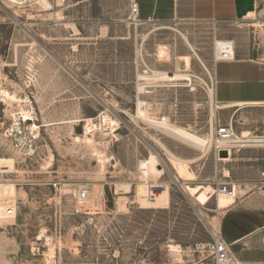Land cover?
Listing matches in <instances>:
<instances>
[{
  "label": "rangeland",
  "instance_id": "obj_1",
  "mask_svg": "<svg viewBox=\"0 0 264 264\" xmlns=\"http://www.w3.org/2000/svg\"><path fill=\"white\" fill-rule=\"evenodd\" d=\"M48 1L53 9L45 11L31 0L20 5L0 0V87L16 98L0 97V264H171L170 244L182 251L207 241L209 230L218 226L230 242L264 226V148L238 147L225 161L211 146L205 159L189 164L195 178L178 180L152 137L182 158H194L198 150L129 116L137 84H143L148 93L139 97L149 104L150 116L159 113L207 136L204 82L214 81V41H233L235 50H249L264 63V0H256L251 18L233 22H136L129 0ZM54 11L61 21L49 17ZM64 21L78 32L72 34ZM179 32L212 78L194 55L191 81L136 78L147 67L175 70V58L190 52ZM159 45L168 48L170 60H159ZM213 107L214 136L219 124L230 123L236 133L264 135V106ZM20 109L30 119L17 116L14 126L11 113ZM105 111L119 124L114 136L106 135L111 161L99 175L95 158L74 137L84 133L82 120ZM150 151L165 171L156 180L139 175L138 161ZM218 181L237 185L236 203L224 213L216 209ZM116 184L130 185L131 193L116 194ZM95 185L103 187V209L84 213L76 208L74 190L81 186L79 191L87 188L89 194ZM14 207L11 218L7 209ZM47 238L54 247L48 261ZM260 238L254 233L232 249L242 260H264L260 246L240 249V244H260Z\"/></svg>",
  "mask_w": 264,
  "mask_h": 264
},
{
  "label": "bare ground",
  "instance_id": "obj_2",
  "mask_svg": "<svg viewBox=\"0 0 264 264\" xmlns=\"http://www.w3.org/2000/svg\"><path fill=\"white\" fill-rule=\"evenodd\" d=\"M7 5H20L23 3V0H3ZM61 1V0H60ZM35 2L45 11L52 10L51 3L48 0H31V3ZM58 11V10H57ZM49 17L54 18L57 22L61 21V16L58 12H52L48 14ZM249 18H251L254 15V12L248 13ZM133 21H136L135 18H133ZM137 22V21H136ZM63 24L66 26V28L69 29L72 34H76L78 31L73 25V23L69 22H63ZM146 34L142 37L143 40L145 39ZM182 38L189 49V54L186 55H178L176 59V68L173 71H165V70H159V69H150L147 67V70L144 71L142 74H137L139 80H151V81H164V82H170V83H177L181 81H191L192 80V74L189 73L190 65H191V55H194L195 58L199 61L201 66L204 68V70L207 72L210 78H212L209 70L207 69L206 65L203 63L201 58L199 57L198 53L194 49V47L191 45L189 40L186 38L184 34H182ZM234 47V44L232 41L227 40H219L217 39L214 41V57L220 58L221 53L223 50H226L230 52L232 48ZM136 56L142 58V52L140 47H137ZM157 56L159 60H170V53L168 48L165 45H159L157 48ZM147 84V83H146ZM172 85V84H171ZM204 85L206 86V94L208 98V104H209V133L207 136H199L192 131H190L188 128L177 125L174 123H171L169 121V118L165 116L163 120H161L158 117H152L149 115V104L146 102H143L140 100L139 95L148 93V91H145V87L143 84H137L136 92H137V98H136V104H135V111L134 114H129V116L133 119H137L143 123H145L147 126H151L158 131H160L162 134L170 136L172 138H175L179 140L182 143L188 144L191 147H194L198 150V154L194 158L186 159L182 158L175 153H173L171 150H169L164 143H162L158 138L152 137L154 142L158 144V146L164 151L166 155L167 164L169 167L173 168L175 170V177L178 180H191L195 178V174L189 169V164L203 160L207 156L208 152L210 151L211 146L213 145L214 141V125L213 120L215 117V111H214V104L216 103L214 100V90H213V79L210 83L204 82ZM0 97L4 101H10L13 102L16 100V98L11 95L7 90L0 87ZM217 109H228L233 108L234 111L239 110L243 107H249V106H264V102H238V103H216ZM233 112V111H232ZM231 112V113H232ZM128 115V114H127ZM12 118H14V126L16 125L15 118L18 116L19 119L25 121L30 119V114L20 109L17 111V114L11 113ZM230 119V118H229ZM84 122L83 129L84 133L80 136H75L74 139L76 142H83L85 143L86 147L88 148L90 154L95 158L98 166V173L103 174L105 172V166L111 161V157H109L106 154V148L108 146V137L106 135H112L114 136V132L118 129V121L116 119H113L110 117L106 111L100 112V114L96 117H91L82 120ZM134 122V121H133ZM12 126V127H14ZM36 126V125H34ZM217 130V129H216ZM215 130V131H216ZM230 131L233 134V137L229 140H226L222 143V146L225 147H232V149L228 148V156H225L223 158L219 157V160H229L232 152L234 149L240 147V148H247V147H259L264 148V135H252L250 131L248 130H242L239 133H236L230 123ZM100 132V133H99ZM106 133L105 136H101V140L99 142L96 141L97 135H102L103 133ZM100 137V136H99ZM104 137V138H103ZM106 138V139H105ZM227 150V149H225ZM160 158L154 152L150 151L148 156L140 159L138 161V170L139 175L142 179H151L156 180L158 177H161L163 174L164 168H159L160 165ZM115 163V162H114ZM162 164V163H161ZM164 167V166H163ZM107 168V167H106ZM98 175V176H99ZM264 177V172H263ZM224 176H229V172L227 170L224 171ZM235 195L228 196L226 194H222L219 192H216V209L218 211H227L231 209L235 203H236V191H237V185L234 183H231ZM93 186V185H92ZM74 190L75 195L79 193L81 186H77ZM207 189L210 190V187ZM91 192L88 194L87 197L84 199H81L77 196V202L78 205L76 208H78L80 211H84V213H96L100 212L103 209V195L104 190L102 185H95L91 188ZM116 194L126 195L131 193V187L128 184L125 185H119L116 184V188L114 190ZM211 191L206 192L208 194ZM77 210V209H76ZM78 210V211H79ZM220 215V214H219ZM240 238V237H239ZM240 240L231 241V245L240 243ZM47 251H46V260L48 261L51 256L54 253V247L50 240L47 238ZM168 255L170 256V259L172 260V264H185L181 258L182 251L179 250L177 245H168Z\"/></svg>",
  "mask_w": 264,
  "mask_h": 264
},
{
  "label": "crops",
  "instance_id": "obj_3",
  "mask_svg": "<svg viewBox=\"0 0 264 264\" xmlns=\"http://www.w3.org/2000/svg\"><path fill=\"white\" fill-rule=\"evenodd\" d=\"M135 1L138 5L137 18L132 16L137 22L197 20L233 22L244 18L249 19L248 13L255 12L256 9V0ZM127 7L129 10V3H127ZM179 34L182 38L183 33L179 32ZM186 38L188 39L187 36ZM191 45L193 46L192 43ZM194 49L196 50L195 47ZM213 74V94L216 103L264 102V63L254 59L250 55L249 50L237 48L233 60H217L213 64ZM257 230L250 232L247 236L249 237V235L254 234ZM247 236L242 235L240 238H234L232 241L241 239V243ZM240 245V249H249L254 245L262 248L260 244L256 245L251 243L244 244V246L242 244ZM235 253L238 254L237 252Z\"/></svg>",
  "mask_w": 264,
  "mask_h": 264
},
{
  "label": "built area",
  "instance_id": "obj_4",
  "mask_svg": "<svg viewBox=\"0 0 264 264\" xmlns=\"http://www.w3.org/2000/svg\"><path fill=\"white\" fill-rule=\"evenodd\" d=\"M138 5L135 0H130L129 2V13L137 18ZM138 20V19H137ZM235 55V47L232 48L230 52L223 50L220 58H215L217 60H233ZM216 102V101H215ZM158 118L163 120L164 115H159ZM218 123V120H217ZM233 137L230 131V124L218 125L215 131L214 141L212 149L215 155L219 158V152L225 150L228 155V148L232 147L222 146V143ZM216 192L226 194L228 196L235 195L234 188L231 182L228 181H218L216 182ZM88 196L87 188L82 189L78 193V197L84 199ZM7 216H16V208L7 209ZM255 233H260V244L264 249V226L258 228ZM181 258L185 264H264V260H242L239 255L232 250L231 242H227L221 232L220 227L211 228L209 230V239L204 242H195L192 245L187 246L182 250ZM173 263V262H172Z\"/></svg>",
  "mask_w": 264,
  "mask_h": 264
},
{
  "label": "water",
  "instance_id": "obj_5",
  "mask_svg": "<svg viewBox=\"0 0 264 264\" xmlns=\"http://www.w3.org/2000/svg\"><path fill=\"white\" fill-rule=\"evenodd\" d=\"M219 155H220L221 157H225V156L227 155V153H226L225 150H221V151L219 152Z\"/></svg>",
  "mask_w": 264,
  "mask_h": 264
}]
</instances>
